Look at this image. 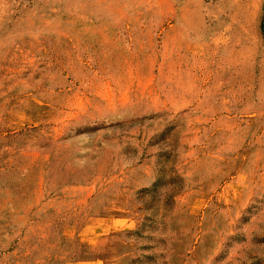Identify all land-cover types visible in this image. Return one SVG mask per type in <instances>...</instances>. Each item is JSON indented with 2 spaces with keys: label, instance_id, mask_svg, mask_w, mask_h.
<instances>
[{
  "label": "rangeland",
  "instance_id": "1",
  "mask_svg": "<svg viewBox=\"0 0 264 264\" xmlns=\"http://www.w3.org/2000/svg\"><path fill=\"white\" fill-rule=\"evenodd\" d=\"M0 264H264V0H0Z\"/></svg>",
  "mask_w": 264,
  "mask_h": 264
}]
</instances>
